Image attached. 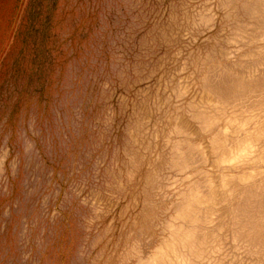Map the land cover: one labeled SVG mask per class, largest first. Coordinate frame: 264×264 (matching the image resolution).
Segmentation results:
<instances>
[{
	"label": "rangeland",
	"instance_id": "374dc122",
	"mask_svg": "<svg viewBox=\"0 0 264 264\" xmlns=\"http://www.w3.org/2000/svg\"><path fill=\"white\" fill-rule=\"evenodd\" d=\"M0 264H264V0H0Z\"/></svg>",
	"mask_w": 264,
	"mask_h": 264
}]
</instances>
